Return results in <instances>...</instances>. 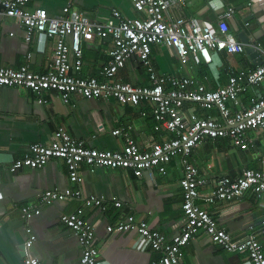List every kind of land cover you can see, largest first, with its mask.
<instances>
[{"label":"crops","instance_id":"obj_1","mask_svg":"<svg viewBox=\"0 0 264 264\" xmlns=\"http://www.w3.org/2000/svg\"><path fill=\"white\" fill-rule=\"evenodd\" d=\"M183 5H172L168 17H195L209 20L214 25V7L224 3L234 6L231 29L238 35L244 32L251 43L264 46V5L248 4L249 0H185ZM211 2V4L209 3ZM71 5L92 20L104 21L110 18L114 7L130 17H141L130 0H30V6H40L51 16L62 13ZM246 21L250 24L247 25ZM238 27V30H237ZM13 32V35L10 33ZM112 39L87 36L83 40V65L81 74L86 77H100L101 67L108 62V51ZM54 41L37 34L28 43L25 29L19 20L0 15V66L20 67L26 62L28 52L32 53L30 68L45 72L51 66ZM155 67L166 74L197 77L210 88L224 85L231 71L256 66L249 53L214 52L212 64L195 65L191 61L182 63L173 48L155 45L152 50ZM116 79L137 85L150 83L145 67L134 57L117 74ZM252 91L242 95V105L249 104ZM264 96V85L259 88ZM29 88L0 85V264H21L24 257L23 244L25 228L29 225L36 238L33 253L46 264H81V247L77 237L61 220L62 213L74 211L83 205L81 199L56 201L43 204L41 193L49 189H81L85 196H105L106 208H86L85 216L95 228V245L101 260L106 264H153L159 257L156 251H140L132 247L135 231H107L108 224H114L127 214L146 220L157 230L171 235L181 230L183 217V190L180 179L184 174L182 158L174 157L166 172L153 169L152 173L135 176L128 169L108 167L80 169L83 181H70L68 168L62 159H52L42 168H24L11 173L5 166L22 157L30 144L48 143L54 131L63 126L74 137L85 140L88 146L98 149L119 150L124 141L112 134V130L124 124H133L132 135L142 148H150L153 142L168 136L165 130H157V123L149 102L134 105L117 98L109 100L87 99L79 95L63 101L60 93L50 90L47 103H39ZM189 108V109H188ZM186 111L201 115L210 113L221 117L216 108L202 110L195 103L186 102ZM249 145L232 146L227 138L206 139L193 149L188 162L197 166L207 183L200 188L202 195L209 194L215 181L222 176L237 177L245 168L264 169V129L248 131ZM120 200L122 206L115 205ZM197 204L208 210L219 224L230 231L236 240L255 235L264 251V197H257L251 191L237 199L208 202L197 198ZM38 204L41 213L28 221L22 217L21 207ZM188 264H237L234 257L220 245L214 243L200 231L184 247ZM242 261L248 252L238 253Z\"/></svg>","mask_w":264,"mask_h":264},{"label":"built area","instance_id":"obj_2","mask_svg":"<svg viewBox=\"0 0 264 264\" xmlns=\"http://www.w3.org/2000/svg\"><path fill=\"white\" fill-rule=\"evenodd\" d=\"M141 17H130L114 7L110 18L104 21L92 20L71 5L63 8L59 15L51 16L40 6H30V0H0V15L20 21L25 29V40L30 43L37 34L54 41L51 66L45 72L30 68L32 53L28 52L26 62L20 67L0 66V85L29 88L38 97L39 103H47L50 90L60 93L65 102L71 96L87 99L109 100L114 97L121 102L139 105L149 102L156 120L155 128L165 130L167 137L153 142L150 148H142L132 135L133 124H124L112 130L120 136L122 149H98L88 146L83 139L72 136L59 126L48 143H32L24 155L5 166L15 172L22 167L42 168L52 159H62L68 168L70 181H83L80 169L108 167L128 169L141 177L147 171L158 169L166 172V165L176 156L182 158L184 174L180 179L183 190V217L181 230L168 235L152 228L146 220H137L134 214H127L122 220L107 225V231H135L132 247L140 251H156L159 257L153 264H188L184 247L204 231L211 240L223 247L234 257L237 264H264L263 245L255 235L236 240L230 231L206 209L197 204V198L208 202L233 200L251 191L257 197H264V169L245 168L237 177L222 176L215 181L211 192L202 195L200 188L207 178L200 174L197 166L188 162L193 149L206 139L227 138L232 146H246L248 131L264 129V96L259 88L264 85V46L252 43L259 51L262 62L251 68L231 71L227 82L210 88L199 78L161 73L152 60L155 45L173 48L182 63L191 61L195 65L212 64L214 52L229 54L245 52L246 44L231 29L235 8L224 3L213 8L217 25L209 20L195 17H168L172 5H183L185 0H130ZM211 4V2H209ZM264 0H249L248 4ZM249 25L250 22L246 21ZM238 30V27H237ZM13 35V32L10 33ZM87 36L100 39L111 38L109 60L100 70L101 76H83V40ZM138 58L145 67L150 83L137 85L116 79V74L132 58ZM249 104L242 105V95L250 92ZM195 103L202 110L216 108L220 118L210 113L201 115L186 111V102ZM189 109V108H188ZM1 178V166H0ZM71 199L83 200V205L69 213H62V222L72 230L81 247V264H106L101 260L95 245V228L85 216L86 208H106L105 196H85L81 189H49L41 194L43 204ZM115 205L122 206L120 200ZM22 217L31 219L41 213L37 204L21 207ZM264 224V212L262 214ZM23 244L24 257L21 264H46L32 251L35 236L32 228H25ZM248 252L247 258L239 259L238 253Z\"/></svg>","mask_w":264,"mask_h":264},{"label":"water","instance_id":"obj_3","mask_svg":"<svg viewBox=\"0 0 264 264\" xmlns=\"http://www.w3.org/2000/svg\"><path fill=\"white\" fill-rule=\"evenodd\" d=\"M238 37L241 41H243L245 46V51L251 55L252 58H254L255 64H260L262 62V57L260 56L259 51L256 49V47L253 46V44L248 39L247 35L244 32H239ZM149 173H152V170H149L145 173V175H148Z\"/></svg>","mask_w":264,"mask_h":264},{"label":"clouds","instance_id":"obj_4","mask_svg":"<svg viewBox=\"0 0 264 264\" xmlns=\"http://www.w3.org/2000/svg\"><path fill=\"white\" fill-rule=\"evenodd\" d=\"M31 145V144H30ZM55 159H57V158H55ZM12 163V162H11ZM9 165V164H8ZM24 168H28V167H22V168H20V169H18V170H21V169H24ZM33 169H36V168H33ZM7 171H9V170H7ZM10 172V171H9ZM16 172V171H15ZM11 173H14V172H11ZM42 194V193H41ZM41 202V201H40ZM30 204H33V203H29V204H26V205H30ZM38 205V204H37Z\"/></svg>","mask_w":264,"mask_h":264}]
</instances>
